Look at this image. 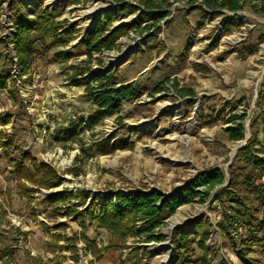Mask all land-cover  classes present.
I'll return each mask as SVG.
<instances>
[{
    "label": "rangeland",
    "instance_id": "374dc122",
    "mask_svg": "<svg viewBox=\"0 0 264 264\" xmlns=\"http://www.w3.org/2000/svg\"><path fill=\"white\" fill-rule=\"evenodd\" d=\"M13 1L0 0V74L9 85L0 89V113L11 114L0 130L10 134L12 143L8 152L0 148V264H171L175 229H193L200 217L211 224L208 264H242L218 229L222 214L219 202L212 201L216 190L206 201L197 197L181 205L154 232L138 221L139 234L124 239L89 217L84 226L63 208L84 210L95 198L117 191L157 190L175 197L200 172L218 167L228 176L237 150L251 137L250 123L264 89V16L247 8L220 15L205 8L209 14L204 15L197 9L201 0H167L168 16L141 31L151 23L146 19L132 26L146 10L142 0H15L12 6ZM37 5L53 14L59 32L75 31L69 42L57 45L46 32L38 33L47 51L21 74L11 43L19 27L14 17H35ZM109 14L111 28L127 25L129 30L111 49L85 53L86 33ZM62 51L74 53L63 60ZM109 75L137 85L141 93L101 118L87 86L94 88ZM162 81L163 89L154 92ZM184 88L194 93L182 94ZM236 114H245L246 141H232L224 130ZM209 116L210 122H204ZM256 129L262 137V124ZM24 150L51 166L61 183L46 188L22 178L21 187L14 167ZM66 191L73 196L49 201ZM172 219H178L173 227ZM74 234L80 238L77 262L66 241ZM83 234L100 250V260ZM152 234L164 239L148 241ZM192 248L194 257L204 254L195 242ZM252 256L264 264V251Z\"/></svg>",
    "mask_w": 264,
    "mask_h": 264
},
{
    "label": "trees",
    "instance_id": "16d2710c",
    "mask_svg": "<svg viewBox=\"0 0 264 264\" xmlns=\"http://www.w3.org/2000/svg\"><path fill=\"white\" fill-rule=\"evenodd\" d=\"M142 1L146 10L141 12L137 23L132 26L140 27L144 20H151L148 26L140 29L145 31L151 27H157L168 16V8L171 4L167 0ZM14 3L15 0L12 6ZM201 3L197 9L204 15L209 14L205 8L212 10L213 15H220L224 10L238 12L247 8L264 16V0H201ZM33 11H35V17H28L19 13L14 17L18 21L19 27L13 35L11 43L14 44L17 52V64L21 74L28 73L35 60L47 51L46 39L44 35L37 36L38 33L46 32L51 43L57 45L69 42L75 31L74 28L67 27L64 32H59L60 24L53 20V14L40 5H37ZM190 11L187 10L186 12ZM112 18L113 15L111 14L103 15L98 19L95 27L86 33L85 40L82 42L85 53L111 49L119 36L129 30L130 27L127 25H116L111 28ZM73 53L72 51H62L58 53V56L60 55L61 59L64 60L70 58ZM8 77L13 83L15 82L13 75L9 74ZM165 83L164 81L157 83L154 92L161 91ZM8 87L7 76L0 74V89ZM87 89L90 90L89 95H91L92 102L97 106L98 117L101 118L117 113L123 103L132 101L141 93V89L137 85L121 83L112 75L100 78L96 87L87 86ZM181 92L182 94L194 93L191 88H184ZM256 102L259 111L256 112L250 123L251 137L237 150L233 163L228 167V176L224 168H213L200 172L194 178L191 187L180 188L175 197H168L157 190L143 193L139 191L129 193L117 191L109 193L107 198H103V196L95 198L92 204L84 210L73 205L64 207L63 213L68 216L74 215V219L81 220L84 226L88 220L87 217H89L92 221H96L99 226L108 229L113 235L124 239L129 234L136 236L139 234L140 230L136 226L138 221H144L148 229L154 232L163 224L164 219L175 213L181 205L190 203L197 197L206 201L216 190L212 201H218L221 207L222 217L218 220L217 226L223 242L233 247V251L238 255L242 264H263L260 258L252 256V254L258 249L264 251V109L262 108L264 89L260 90ZM244 118L245 114H236L228 119V125L224 130L230 140L241 141L245 139ZM10 119V113H0V124L8 123ZM203 120L207 123L210 122L211 118L209 116ZM258 123L262 124V137L256 129ZM9 137L10 134L0 130V148L4 149L5 152H8L12 147ZM114 147L111 146V150ZM106 152L108 151L105 150ZM14 173L18 176L21 187H23L20 181L22 178L32 180L46 188L61 183V179L51 166L45 162L39 163L27 150L22 151L20 160L15 164ZM228 179V184L223 185ZM68 196H73V194L68 191L58 193L55 197L52 196L49 201L64 200ZM60 226L63 227L64 225L61 224ZM209 228H211V224L204 217L197 218L193 223V229L183 230L177 227L173 240L174 256L171 264H208L206 241L209 237ZM54 237L56 240L60 239L59 234H54ZM81 238L87 242L88 248L94 249L97 255L96 259L100 260V250L95 243L90 241L85 234ZM66 239L77 262L79 260L77 242L80 238L74 234ZM163 239L162 234H152L148 241H162ZM194 242L203 251L202 256L194 257L195 252L192 248ZM88 248H86V252ZM1 257L2 254L0 253Z\"/></svg>",
    "mask_w": 264,
    "mask_h": 264
},
{
    "label": "bare ground",
    "instance_id": "6f19581e",
    "mask_svg": "<svg viewBox=\"0 0 264 264\" xmlns=\"http://www.w3.org/2000/svg\"><path fill=\"white\" fill-rule=\"evenodd\" d=\"M177 220H178V219H177ZM177 220H176V219H172V220H171V223H170L171 227H173V225L177 222ZM165 262H166V259H165Z\"/></svg>",
    "mask_w": 264,
    "mask_h": 264
},
{
    "label": "water",
    "instance_id": "95a60500",
    "mask_svg": "<svg viewBox=\"0 0 264 264\" xmlns=\"http://www.w3.org/2000/svg\"><path fill=\"white\" fill-rule=\"evenodd\" d=\"M247 140V138L245 139V141ZM152 191V190H151ZM151 191H149V192H151Z\"/></svg>",
    "mask_w": 264,
    "mask_h": 264
},
{
    "label": "built area",
    "instance_id": "2783aa9c",
    "mask_svg": "<svg viewBox=\"0 0 264 264\" xmlns=\"http://www.w3.org/2000/svg\"><path fill=\"white\" fill-rule=\"evenodd\" d=\"M233 13H235V12H233Z\"/></svg>",
    "mask_w": 264,
    "mask_h": 264
}]
</instances>
